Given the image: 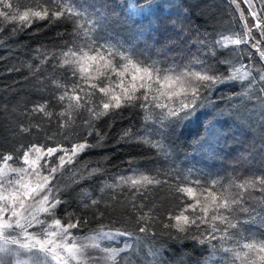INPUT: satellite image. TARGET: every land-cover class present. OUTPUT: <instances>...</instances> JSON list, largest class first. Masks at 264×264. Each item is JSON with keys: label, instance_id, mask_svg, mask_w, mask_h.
<instances>
[{"label": "snow or ice", "instance_id": "obj_1", "mask_svg": "<svg viewBox=\"0 0 264 264\" xmlns=\"http://www.w3.org/2000/svg\"><path fill=\"white\" fill-rule=\"evenodd\" d=\"M230 4L238 12L242 27L233 29L229 25L219 33L218 39L211 40L210 46V34L198 32L192 42L198 45L199 54L192 55L186 64L176 65L153 59L146 42L144 50L138 51L136 41L144 36L142 32L122 40L112 28L117 14L109 0H39L34 7L22 12L15 8L13 0H0V17L19 25L13 32L23 31L34 20L71 23L72 40L62 43L59 50L42 55L40 64L53 59L56 66L67 73L66 82L52 81L60 90L56 99L63 106L57 115L67 117L60 124L66 129L64 139H70L67 129L75 131L77 117L85 130V135L71 141L69 147L32 144L21 145L22 152L0 153V264H48L49 258L56 264H167L164 254L171 253L172 244L183 249L189 241L197 249L209 246L210 254L219 251L232 254L228 264H234L235 259L241 257L235 247L224 246L229 241L240 245L247 240L249 242L242 244L244 249L264 253V239L258 240L244 229L247 223L264 224V173L236 177L227 183L217 178L211 180L210 186L206 178L204 184L199 178L188 181L175 169L167 173L157 171L154 176L144 173L117 176L107 187L115 190L126 186L132 191L131 208L137 213L133 217L134 228L103 224L102 218L109 207L117 211L115 205L83 189L80 202L84 208L94 209V217L101 218L98 226L80 234L81 225L88 221L71 215L64 222L57 218V210L67 204L64 196L71 184L105 174L98 162L92 167L82 164L79 158L86 151L101 147L107 137V133L96 129L95 122L104 117L115 120L123 108L141 109L145 121L158 125L155 132L160 139L135 135L129 128L123 131L118 142L144 144L165 159L170 155V145L165 144L164 139L176 129L182 130L183 125L201 112L211 117L206 130L214 131L217 139L227 135L223 128L227 123L232 130L251 133L254 147L264 156V0H230ZM120 6L135 16L154 15L161 8L180 9L187 15L175 0H144L142 4L131 2ZM241 45L249 46L254 53L248 51L245 57ZM160 54L157 51L156 56ZM218 65H222L223 70ZM93 70L95 75H92ZM38 71L39 65L34 74ZM31 113L48 119L53 116L47 102L35 105ZM32 127L40 125H21L19 130L31 132ZM94 134L96 143H89L87 137ZM242 159L247 161L251 157ZM261 167L264 168V161ZM162 175L166 178L161 179ZM65 176L71 177L70 183ZM168 178L176 181L174 193H183L195 203L188 204L177 215L169 214L163 230L157 233L158 218L151 209L144 212L143 202H137L135 197L139 194L146 199L150 186L168 184ZM189 183L207 193L204 204L196 199V187L188 186ZM115 199L113 196L112 200ZM102 203L103 209L100 208ZM188 209L192 212L185 214ZM245 214L248 219L241 220ZM20 250L25 251L27 259L22 258ZM243 255L247 257L248 253ZM258 259L264 264V255H259ZM179 264H186L183 257ZM194 264L208 262L205 258L194 260Z\"/></svg>", "mask_w": 264, "mask_h": 264}, {"label": "trees", "instance_id": "obj_2", "mask_svg": "<svg viewBox=\"0 0 264 264\" xmlns=\"http://www.w3.org/2000/svg\"><path fill=\"white\" fill-rule=\"evenodd\" d=\"M14 6L19 11H24L29 7H34L39 0H13ZM91 2V0H89ZM135 2L142 4L144 0H109L115 6L114 22L112 28L119 33L122 40L144 33L137 43V50L143 51L145 42L150 46L149 55L153 59L166 60L169 64H186L192 55L197 52L198 45L193 43V38L199 33H209V46L212 39H218L219 33L229 28L242 27L239 17L234 14L230 0H175L187 12L185 15L180 9L161 8L154 15L135 16L127 13V5ZM111 11V10H110ZM18 24L6 22L0 17V153L22 152L21 145L27 147L32 144L65 147L70 146L71 141H78L85 135L82 121L76 119L75 131L67 129L69 140L64 139L66 129L60 127L63 120L57 114L62 110V105L56 99L59 89L52 83L53 79L65 81L67 73L65 69L57 67L56 61L49 59L47 63L40 64L42 55L59 50L62 43L72 40V25L67 21H57L50 23L47 20H34L30 27L23 31L13 32ZM227 34V33H225ZM245 49L244 55L247 57L249 46L241 45ZM40 51H37V50ZM157 51L161 54L156 56ZM207 52V49L204 50ZM224 51V50H220ZM209 60L212 63L215 61ZM258 62V57H256ZM31 65V68L29 67ZM37 65L40 71L35 72ZM223 70L222 65H218ZM19 69L9 72L7 69ZM95 70L92 75H95ZM115 79V77H113ZM91 82V81H89ZM41 84L44 87H41ZM118 91V90H117ZM227 91V90H225ZM47 102L48 110L53 112L51 119L41 114H32L31 109L38 104ZM223 106V104L221 105ZM121 115L115 120L104 117L95 122L96 129L101 133H107V137L101 147L92 148L80 156L81 163H87L95 167L97 162L105 170V174L100 177H93L88 180H81L78 184H71L68 193L64 196L67 204L61 205L57 210V218L62 222L67 221L69 216L80 217L88 221L82 224L79 233H89L96 228L101 220L93 216L94 209L84 208L80 202L81 189L91 193L94 197L104 198L109 205H115L117 211L113 212L109 207L107 213L102 218L105 225L112 223L115 227H135L133 217L137 214L132 211V191L126 186L115 190L107 185L115 182L117 176H132L138 173L156 175L157 171L167 173L175 169L186 176L188 181L201 180L204 184L205 178L209 182L219 178L227 183L236 177L247 178L253 173L261 175L264 168L261 161L264 156L258 154V147H254L251 133L241 130H232L227 123L223 128L227 132L226 136L217 139L216 133L206 130V125L211 119L203 112L190 123H186L181 129H176L166 139L164 143L170 145V155L167 159L159 154L155 149L137 144L134 142H118L124 130L131 128L135 135H146L152 139H160L155 129L158 127L153 121H145V113L139 109L123 108ZM87 116V113L84 114ZM39 123L40 127H32L31 132H20L21 125L29 126ZM219 128L220 125H217ZM89 143L95 144L97 137L88 136ZM251 159L245 161L244 157ZM55 160V157L52 158ZM19 166V165H14ZM165 179V176H161ZM168 184L150 186L147 198L136 195L137 202H143L144 212L152 210L158 218L156 232L163 230V223L168 222L169 214L177 215L188 204H194V199H189L183 193H174L176 181L168 178ZM65 180L70 183L71 177L65 176ZM188 186L196 187L194 193L196 199L205 203L204 196L207 195L201 188L189 183ZM104 188L101 192L100 189ZM115 196L116 199L112 200ZM210 206V201L208 202ZM104 204L100 208H104ZM199 211V206H197ZM192 209H188L185 214H190ZM247 215L241 216V220H247ZM244 229L250 231L258 240L264 239V224L247 223ZM73 232H77L73 229ZM247 235V232H246ZM240 245H235L232 241L227 242L225 247H235L241 253V257L235 259L234 264H250L252 260L260 264L259 255L264 253H251ZM215 243V242H214ZM197 249L196 245L189 241L183 245V249L176 244H172L171 253H165L167 264H179L183 257L186 264H194V260L207 259L208 264H228L232 260V254H225L222 251L209 253L207 248ZM195 249V251H194ZM188 255L185 256L184 254ZM248 253L245 257L243 254ZM224 257V259H221Z\"/></svg>", "mask_w": 264, "mask_h": 264}, {"label": "rangeland", "instance_id": "obj_3", "mask_svg": "<svg viewBox=\"0 0 264 264\" xmlns=\"http://www.w3.org/2000/svg\"><path fill=\"white\" fill-rule=\"evenodd\" d=\"M241 7L243 8V7H245L243 4H241ZM232 10L234 11V14L236 15V17L238 16L239 17V14H238V12H236L235 10H234V6L232 5ZM246 15H247V13H245ZM251 22V21H250ZM29 231H32V232H35L36 231V229H29ZM13 247H15V246H13ZM38 247V246H37ZM21 251V255H22V258H24V259H27V254L25 253V251L24 250H20ZM35 251V250H34ZM48 264H56V262L55 261H52L50 258L48 259ZM73 264H75V262H73Z\"/></svg>", "mask_w": 264, "mask_h": 264}]
</instances>
